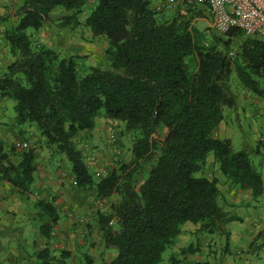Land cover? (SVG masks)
<instances>
[{
  "label": "trees",
  "instance_id": "obj_1",
  "mask_svg": "<svg viewBox=\"0 0 264 264\" xmlns=\"http://www.w3.org/2000/svg\"><path fill=\"white\" fill-rule=\"evenodd\" d=\"M162 1L93 0L81 20L89 0H24L2 18L13 60L0 70V96L15 100L16 124L34 125L52 157L68 159L76 187L94 189L100 199L119 196L109 214H98L104 244L116 252L105 264H160L187 223L199 233L230 236L226 225L241 218L220 203L217 178L197 176L209 154L232 185L256 198L264 193L262 173L248 152L235 151L231 139L217 135L225 107L236 104L233 74L264 99V38L232 28L209 42L212 18L205 2L183 0L165 17L157 9ZM58 8L64 10L62 28L84 24L94 37L106 39L97 66H80L77 53L63 54L33 38L31 31L48 26ZM100 113L124 124L132 149L129 161L95 180L75 137L94 130ZM6 148L0 140V182L28 196L36 149ZM257 152L264 156V143ZM36 205L49 221L39 228L48 245L37 252L35 264H66L68 251L52 253L57 205L44 198Z\"/></svg>",
  "mask_w": 264,
  "mask_h": 264
},
{
  "label": "rangeland",
  "instance_id": "obj_2",
  "mask_svg": "<svg viewBox=\"0 0 264 264\" xmlns=\"http://www.w3.org/2000/svg\"><path fill=\"white\" fill-rule=\"evenodd\" d=\"M23 1L16 0L14 6H9L7 1L6 6L0 5V12L4 8L7 10L0 15V70H4L13 60L1 33L6 25L2 18ZM93 7V0H89L84 13L80 16L81 20H84L86 14ZM175 8L162 10L161 14L170 17ZM63 14L64 10L56 9L51 15L48 26L42 30L49 37V45L58 47L63 54L77 53L80 66H97L105 52L106 39L104 37H94L84 24H80L74 29L62 28L60 20ZM210 28L209 42L212 41L214 34L223 36V33L216 32L211 24ZM32 32L31 34H35L33 38L37 37L40 42L37 36L39 31L38 33ZM237 47L238 44L234 43L230 49L236 51ZM230 84L236 96V104L233 107H225L224 121L220 124L217 135L220 138L231 139L235 151L248 152L253 165L262 173L264 182V156L257 152L259 142L264 143V99L245 88L237 79L236 74L231 76ZM15 104V100L3 99L0 96V130L13 135V139L6 144L7 150L12 145L16 146L18 142H27L29 144L27 149H36V163L38 166L35 172L36 184L35 187L32 186L31 196L27 199L29 205L33 207V204L41 200L46 190L45 187L39 186L42 177H44V180L45 178L52 179L51 176L54 175L56 177L54 179L58 182L59 180L62 182V179L65 183L72 185V164L63 155L57 154L54 156L55 158L52 157L49 146L45 144L44 138L34 125L16 124ZM112 132L115 133V137L111 134ZM75 143L81 150L85 162L95 174V180L103 178L113 167L118 166L120 162L129 161L131 158V135L125 132L122 122L109 120L104 113L98 115L94 130L76 135ZM260 148L262 149V147ZM17 149L20 152L27 150ZM56 173L59 175H56ZM197 176L217 178L221 188L220 203L228 214L237 215L241 220L226 225L225 229L230 232L231 238L220 232L213 234L208 232L199 233L196 232V226L193 224H184L182 226L183 231L176 239V244L163 253L160 264H264V193L256 198L252 196L250 191H241L235 184L230 183L231 186H227L229 183L226 184V177L221 173L218 164L214 162L212 154L207 156L204 172L198 173ZM73 189L76 190L74 186ZM225 189V193L231 195L226 196L222 193V190ZM83 192L86 199L83 202V211L71 207H67V211L65 210L68 217L76 222L74 224L76 231L71 233L73 234L71 238L65 239V242L70 239L69 244L66 243L65 247H62L63 243L57 240L59 246L52 248V253L57 257L60 256L63 250L68 251L69 254L72 253L71 258H69L70 256L66 258V264H87L88 259H91L92 264H105L115 256L116 252L106 248L104 244L102 233L99 230L98 214H109L111 205L118 201L119 196L113 195L107 199H100L96 197L94 189H83ZM72 194L75 195V192H71ZM36 208L39 212L35 213L34 223L37 228H40L42 223H47L49 220L45 222L43 218L46 215L45 212L38 206ZM34 235V233H31V238ZM240 235L242 238L239 240L234 238V236L239 237ZM81 243H84V245L82 246ZM189 246L196 249V252L186 253L189 260L185 262L184 253L181 250ZM2 252L4 250H0V254Z\"/></svg>",
  "mask_w": 264,
  "mask_h": 264
},
{
  "label": "crops",
  "instance_id": "obj_3",
  "mask_svg": "<svg viewBox=\"0 0 264 264\" xmlns=\"http://www.w3.org/2000/svg\"><path fill=\"white\" fill-rule=\"evenodd\" d=\"M6 1L9 3V6H14L16 3V0H0V5L6 6ZM5 11H7L6 8L0 12V15H2ZM42 30L44 29L39 30V34H37V36L42 44L49 46V37L46 35V32H42ZM12 139V134L5 132L4 130H0V140H3L5 144L9 143ZM56 175L59 174L56 173ZM51 177L53 180L50 178H45L44 180V177H42L41 181H39V186L46 188L43 193V197H45L44 199L49 201L52 200L54 205H57L61 213L58 224L55 227V232L57 240H60L61 243H63L61 246L65 247L66 243L69 244L70 240L68 239L65 242V239L71 238L73 235L71 233L76 231V226L74 225L76 222L68 217V213L66 212L67 207H71L72 209H77L82 212L83 202L86 200L84 198L85 193L83 192V189L76 187L74 180L72 185L76 188L75 191L73 186L65 183L64 180L61 179L62 182H60V180L58 182L55 180L56 177L54 175ZM226 181V184L229 183L227 186L230 187V182L227 179ZM35 184L36 181L33 184L34 187ZM218 187L221 191L219 184ZM226 189L222 190V193L226 196L228 194L231 195L230 193H225ZM71 192H75V195L72 194V196ZM28 196L13 193L7 183L0 182V222H2L0 224V250H4V252L0 254V264H35L37 260V252L48 245V239L41 233L39 228H37L34 223L35 213L37 214L39 210H37L38 208H36V204H33V207L29 205L27 199H29L31 195L29 194ZM52 197H54V199H51ZM43 218L45 219V222L49 220L47 215H44ZM31 233L35 234L32 238ZM231 237L232 236L230 234L229 238ZM234 238L239 240L242 236H234ZM81 244L82 246L84 245V243ZM57 246H59L58 242L52 244V248ZM69 256V258H71L72 253L69 254ZM183 258L185 259V262L189 260V256L186 254H183Z\"/></svg>",
  "mask_w": 264,
  "mask_h": 264
},
{
  "label": "built area",
  "instance_id": "obj_4",
  "mask_svg": "<svg viewBox=\"0 0 264 264\" xmlns=\"http://www.w3.org/2000/svg\"><path fill=\"white\" fill-rule=\"evenodd\" d=\"M183 0H164L157 5L158 10H169ZM205 2L211 14V25L218 33H226L239 28L248 37L264 38V0H196ZM235 50L229 52L235 56ZM115 137V133H111ZM18 148L29 147L27 142H18Z\"/></svg>",
  "mask_w": 264,
  "mask_h": 264
}]
</instances>
